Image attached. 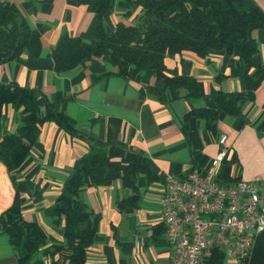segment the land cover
<instances>
[{
  "label": "crops",
  "instance_id": "0c3cea01",
  "mask_svg": "<svg viewBox=\"0 0 264 264\" xmlns=\"http://www.w3.org/2000/svg\"><path fill=\"white\" fill-rule=\"evenodd\" d=\"M8 1L25 17L30 37L21 56L0 64V82L35 88L52 101H60L82 135H69L54 122H45L18 170L10 174L0 161V216L17 191L22 217L38 224L46 235L44 247L64 240L62 228L53 225L54 202L92 143L117 142L142 152L150 175L139 174L135 190L125 187L120 179L80 190L85 208L99 217L84 264H170L161 206L165 177H181L192 167H208L220 150L221 133L227 135L228 150L218 167L219 175L228 181L264 180L263 28L252 31L258 49L250 67L222 51L205 57L190 51L166 57L167 75L193 77L204 91L198 99H174L168 93H148L146 87L153 79L124 77L103 57L56 73L51 47L64 34L89 42L94 13L77 0ZM254 1L264 12V0ZM119 21L128 22L122 11L114 8L105 14L104 27L113 29ZM219 92H250L252 97L238 102V114L220 112L214 130L202 117H185L192 109H212ZM4 114L6 129L14 131L20 125V113L7 104ZM134 193V202L120 208L118 202ZM17 257L18 248L0 227V264H16ZM41 257L39 249L29 263ZM229 264H264V230L255 235L248 258Z\"/></svg>",
  "mask_w": 264,
  "mask_h": 264
},
{
  "label": "trees",
  "instance_id": "16d2710c",
  "mask_svg": "<svg viewBox=\"0 0 264 264\" xmlns=\"http://www.w3.org/2000/svg\"><path fill=\"white\" fill-rule=\"evenodd\" d=\"M77 1L95 15L90 41L64 34L49 52L55 72L103 57L117 66L124 77L153 79V84L146 87L148 93L156 96L168 93L174 99H198L204 96V91L202 83L193 77L167 75L166 57L184 51L205 57L210 52L222 51L241 60L244 67H250L258 49L252 31L264 29V12L254 0ZM114 8H119L128 22L119 21L113 29L106 30L104 16ZM29 37V25L17 5L0 0V64L21 56ZM251 97L250 92H219L213 98L212 109H192L185 117H202L206 126L214 130L220 112L238 114V102ZM7 104L20 113V125L14 131L6 129ZM45 122H54L69 135L82 136L60 101H52L35 88L0 82V161L10 174L30 155ZM139 174L150 175L142 152L117 142L90 144L88 153L80 157L54 202L53 225L62 228L64 240L46 247L42 228L22 217L20 198L15 191L12 204L0 216V227L18 248L16 264H30L39 249L42 257L31 264H84L97 234L99 217L85 208L80 190L106 186L116 179L135 190ZM136 196L134 193L121 200L119 207L131 205ZM208 264H224L223 253L213 248Z\"/></svg>",
  "mask_w": 264,
  "mask_h": 264
},
{
  "label": "built area",
  "instance_id": "2783aa9c",
  "mask_svg": "<svg viewBox=\"0 0 264 264\" xmlns=\"http://www.w3.org/2000/svg\"><path fill=\"white\" fill-rule=\"evenodd\" d=\"M226 142L221 133L220 150L208 167L165 177L161 206L170 264H208L213 248L223 253L224 264L244 260L264 230V180L223 179L218 167Z\"/></svg>",
  "mask_w": 264,
  "mask_h": 264
}]
</instances>
